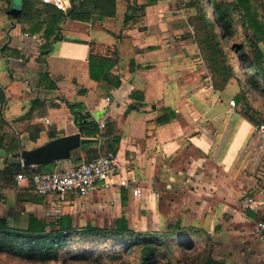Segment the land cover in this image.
Returning <instances> with one entry per match:
<instances>
[{"label":"crops","instance_id":"obj_1","mask_svg":"<svg viewBox=\"0 0 264 264\" xmlns=\"http://www.w3.org/2000/svg\"><path fill=\"white\" fill-rule=\"evenodd\" d=\"M187 2L115 0L114 15L95 13L88 21L63 16L47 37L45 24L39 26L41 14L19 21L7 13L10 0H0L4 142L15 136L20 150L31 149L77 132L66 103L79 104L99 126L98 139L82 144L68 160L48 163L47 170L32 167L68 168L110 146L121 166L86 197L71 195L59 203L14 177L11 183L0 181V218L24 227L30 214L45 217L64 204L73 207L74 201L104 210L114 205L121 213L117 218H126L132 208L140 213L145 208L157 218L164 207L178 217L167 227L178 222L205 232L214 246L213 260L264 264V231L256 227L264 218V152L254 123L241 111L255 121L264 113L248 87L231 82L221 90L212 87ZM131 3L144 9L136 7L127 20ZM257 43L264 70V40ZM93 54L112 61L109 75L119 79L117 87L90 77ZM256 81L258 90L264 79ZM166 108L174 114L165 117L167 122ZM4 155L0 148V169ZM189 210L193 214L186 215Z\"/></svg>","mask_w":264,"mask_h":264},{"label":"trees","instance_id":"obj_2","mask_svg":"<svg viewBox=\"0 0 264 264\" xmlns=\"http://www.w3.org/2000/svg\"><path fill=\"white\" fill-rule=\"evenodd\" d=\"M22 11L18 16L19 21H30L34 14H41L43 21L39 24H45L44 35L49 37L54 33L57 24L63 16H69L81 21H88L92 14L112 16L115 14V0H69L70 6L66 12H62L53 5L41 3L39 0H21ZM36 3L41 4L36 8ZM239 9L242 10V16L245 17L247 28L252 30L253 39L249 44V51L239 45H231V48L239 57L241 63L253 66L254 73H259L261 79H264V70L260 67L259 60L263 56L258 43L264 40V15L261 12V0H236ZM232 3L212 1V7L216 15L209 19L207 13L201 19L199 25L192 23L194 27V40L197 43L202 58L207 62L211 73V84L214 89H223L231 77H236V71L226 59V53L222 49V40L234 35L233 20L230 17L232 13ZM143 11V5L131 3L132 14L126 15L125 19L134 18L135 8ZM256 44V45H255ZM112 61L102 56L90 55L89 57V75L94 80H106L108 83L117 87L119 79H110L109 69ZM48 76L56 79L50 72ZM253 88H257L258 83L252 75H247V79ZM5 102V91L0 85V148L5 154H18L19 144H15V136L7 143L4 142L1 128L5 124L2 118V105ZM74 122L82 127L81 132L87 138L98 139L100 129L97 123L87 117V113H82V107L79 104L66 103ZM243 115L253 123L255 121L253 114L241 111ZM173 117L174 114L169 109H164V121ZM32 136V134H30ZM32 138V137H31ZM117 139H114V141ZM112 151V147L109 148ZM37 168L39 166H36ZM20 170H37L32 166H21L20 164H8L4 162V168L0 169V181L11 183L13 175ZM203 235V239L209 238L205 232L194 226H181L175 222L168 226L166 230H154L150 232H135L132 230L124 217L115 220L111 228L93 226L86 224L76 227L69 213H62L54 218L36 217L33 214L28 216L26 226H15L4 218H0V254L12 257H18L25 261L46 262L58 260L63 257L76 259L77 257H88L89 253L96 248L95 244H123L128 247L127 250H136L138 252V264H169L171 253L177 246L180 249L190 250L194 244L191 242L193 235ZM186 239V240H185ZM178 240V241H177ZM81 241L83 246L72 244ZM122 245V246H123ZM81 250V254L75 251ZM170 253V254H169ZM200 264H223L212 259L207 255Z\"/></svg>","mask_w":264,"mask_h":264},{"label":"rangeland","instance_id":"obj_3","mask_svg":"<svg viewBox=\"0 0 264 264\" xmlns=\"http://www.w3.org/2000/svg\"><path fill=\"white\" fill-rule=\"evenodd\" d=\"M21 0H10V4L14 2L15 4H20ZM213 0H188V4L190 7L191 13V22H195L197 25L200 24L202 17L205 13H207L210 20L212 17L216 15V11L212 7ZM218 2H229L232 3V13L231 18L233 20L232 28L234 30V35L231 37H226L222 40V49L226 53L227 62L234 67L236 71V77H231L228 80V83L231 82L234 85L241 87H248L251 91L255 92L258 95V98H254L256 102L253 103L257 107L261 113H264V85L261 84L259 89L254 91L255 89L251 86L247 79V75H252L253 79H261L259 73H254L253 66H249L248 64L241 63L239 57L236 55L231 48V45H239L245 46L244 50L249 51V44L253 39L252 30L247 28L245 24V17L242 15V10L238 8L235 3L236 0H216ZM262 10L261 12L264 15V0H261ZM9 4V6H10ZM264 21V18H263ZM256 45V44H255ZM259 63V62H257ZM260 64V63H259ZM255 108V109H256ZM256 111V110H255ZM259 121H264V118H259ZM93 152H90V156ZM43 170H47L48 164H44L41 166ZM110 210L106 208L99 209L88 206H83L81 202L74 201V206L71 207L69 204H64L60 211L47 214V218H54L56 215L62 213H70L73 223L76 227H81L86 224H91L93 226L99 227H107L111 228L114 226L115 219L118 215H121L118 209L116 210L114 205H109ZM163 207V206H162ZM140 212H136L130 210V213L125 214L129 227L135 232H150L156 230H166L167 224L170 221H174V219H178L177 216L171 215L169 211L164 210L163 207L160 209V216L157 218L156 215L147 211L145 208ZM193 214L190 210L186 213V215ZM196 214V212L194 213ZM199 228V227H197ZM201 229V228H199ZM186 240V239H185ZM191 242H193L194 246L190 250L180 249L175 246L173 252L171 253L172 259L169 258V264H200L202 259L207 255H211L213 253V244H208L205 238L203 239V235H193L191 237ZM178 241V240H177ZM77 246H83L81 241L72 243ZM96 248H93L91 253H89L88 257H77L76 259L66 257L59 258L58 260H51L46 262H32L25 261L18 257H12L5 254H0V264H138L139 255L136 250H127L128 247L123 244H110L106 246L105 244H95ZM123 245V246H122ZM81 254V250L75 251ZM170 254V253H169Z\"/></svg>","mask_w":264,"mask_h":264},{"label":"built area","instance_id":"obj_4","mask_svg":"<svg viewBox=\"0 0 264 264\" xmlns=\"http://www.w3.org/2000/svg\"><path fill=\"white\" fill-rule=\"evenodd\" d=\"M39 1L53 5L62 12H66L69 7L65 0ZM253 129L258 140V148L264 152V121L254 123ZM120 169L121 166L116 153L109 150L68 168L50 171L20 170L13 177L18 183H26L34 193L41 196H51L53 202L59 203L71 195L86 197L97 188L101 180L120 173ZM103 186L108 188L110 182L105 181ZM256 227L258 231H264V218L257 222Z\"/></svg>","mask_w":264,"mask_h":264},{"label":"water","instance_id":"obj_5","mask_svg":"<svg viewBox=\"0 0 264 264\" xmlns=\"http://www.w3.org/2000/svg\"><path fill=\"white\" fill-rule=\"evenodd\" d=\"M22 10V4L12 2L7 13L14 18H18ZM82 127L72 134L59 136L49 141L35 146L31 149H22L18 154H6L3 161L8 164H20L22 166H40L51 162L68 160L72 152L78 149L82 144L95 141V139L84 137Z\"/></svg>","mask_w":264,"mask_h":264}]
</instances>
